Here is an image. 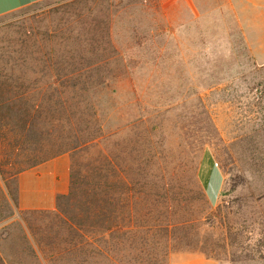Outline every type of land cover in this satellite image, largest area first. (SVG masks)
Segmentation results:
<instances>
[{"label":"rangeland","instance_id":"1","mask_svg":"<svg viewBox=\"0 0 264 264\" xmlns=\"http://www.w3.org/2000/svg\"><path fill=\"white\" fill-rule=\"evenodd\" d=\"M37 2L0 17V78L50 110L43 131L64 149L91 140L83 164L104 158L107 231L81 238L54 210L9 208L18 176H0V264H264V31L244 29V3ZM204 152L223 176L214 205Z\"/></svg>","mask_w":264,"mask_h":264},{"label":"trees","instance_id":"2","mask_svg":"<svg viewBox=\"0 0 264 264\" xmlns=\"http://www.w3.org/2000/svg\"><path fill=\"white\" fill-rule=\"evenodd\" d=\"M56 69L59 71L58 68ZM57 74L59 73L54 74V78L56 83L57 80L60 83L62 78ZM54 78L52 76L50 78L52 85H55ZM40 108L36 105L30 106L24 94L13 92L7 78H0V176L6 182L9 180L16 182L17 176L24 170L69 151L71 159L68 190L65 194L56 196L54 212L78 237L82 238L87 232L92 235L97 234V237L103 240L107 231L103 225L106 217L104 158L98 164L89 160L83 164L81 145L85 146L91 140L74 141L64 149L63 143L51 139L49 133L43 131L45 127L43 121L46 119L41 121L43 117L45 118L42 111L48 115L50 110ZM82 136L85 139V134ZM24 144L28 145L29 154L21 156L25 160L18 163L15 159L20 155L16 151L23 149L21 145ZM207 154V152L203 153V155ZM10 161L18 163L17 166L5 170L4 166L10 164ZM17 193L16 185L14 195L7 197V203L11 209L17 207ZM127 203L130 204L129 199Z\"/></svg>","mask_w":264,"mask_h":264},{"label":"crops","instance_id":"3","mask_svg":"<svg viewBox=\"0 0 264 264\" xmlns=\"http://www.w3.org/2000/svg\"><path fill=\"white\" fill-rule=\"evenodd\" d=\"M5 0H0V5ZM39 0H21L12 7L0 8V17L29 6ZM246 6L244 29L248 32L261 29L264 31V0H241ZM251 37V38H250ZM247 37L251 46L256 48L258 39ZM258 42V41H257ZM261 49L264 39H260ZM196 177L210 205L216 204L223 182V176L210 154L200 158ZM69 161L61 155L36 165L18 175L17 207L20 211L55 209L57 195L65 194L68 189ZM180 264H220L200 254L188 255Z\"/></svg>","mask_w":264,"mask_h":264}]
</instances>
